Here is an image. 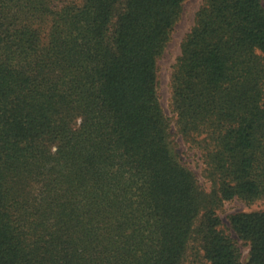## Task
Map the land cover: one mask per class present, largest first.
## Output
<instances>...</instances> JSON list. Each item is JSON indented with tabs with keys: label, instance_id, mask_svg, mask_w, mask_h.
Returning <instances> with one entry per match:
<instances>
[{
	"label": "trees",
	"instance_id": "trees-1",
	"mask_svg": "<svg viewBox=\"0 0 264 264\" xmlns=\"http://www.w3.org/2000/svg\"><path fill=\"white\" fill-rule=\"evenodd\" d=\"M183 1L0 0V264H264V209L217 213L264 199V2L203 1L171 117Z\"/></svg>",
	"mask_w": 264,
	"mask_h": 264
},
{
	"label": "rangeland",
	"instance_id": "rangeland-1",
	"mask_svg": "<svg viewBox=\"0 0 264 264\" xmlns=\"http://www.w3.org/2000/svg\"><path fill=\"white\" fill-rule=\"evenodd\" d=\"M204 0H184L183 8L178 20L175 22L171 31L170 39L165 47L164 53L158 59V95L165 113L173 117L171 109V75L177 57L181 53V43L185 35L190 31L194 24L195 14ZM264 2V0H263ZM174 127L172 128L174 132ZM170 144L176 152L178 158L189 166L197 175L200 182L209 187V181L204 177L202 172V159L200 152L189 142L185 141L180 134L173 133L170 136ZM264 209V199L247 203L241 199L233 198L225 200L218 207L217 213L221 220V226L227 232L232 233L230 228V217L236 212H250ZM242 251V260L245 262L248 258V245L240 243Z\"/></svg>",
	"mask_w": 264,
	"mask_h": 264
}]
</instances>
